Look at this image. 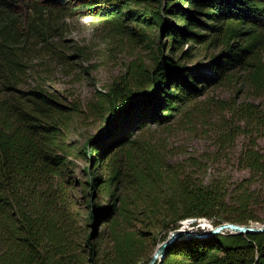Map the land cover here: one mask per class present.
<instances>
[{"label": "trees", "instance_id": "trees-1", "mask_svg": "<svg viewBox=\"0 0 264 264\" xmlns=\"http://www.w3.org/2000/svg\"><path fill=\"white\" fill-rule=\"evenodd\" d=\"M74 15L96 18L111 34L145 43L153 53L151 64L132 60L98 91L96 108L106 124L83 144L91 189L101 182V192L111 196L122 179L126 190L118 210L106 215L108 247L79 231L68 195L72 181L64 180L75 154L68 116L78 108L41 85L22 86L27 48L47 40L51 21ZM194 45L218 48L191 62L200 53ZM234 81L262 104L241 99L223 108L227 130L217 148L241 135L234 162L247 173L240 178L195 180L184 166L164 164L166 154L149 138H132L148 124L170 121L212 85ZM262 134L264 0H0V264H147L151 256L140 257L151 232L133 228L131 204L150 209L156 241L189 218L212 225L264 222L257 214L264 209ZM129 142L136 144L124 149L123 169L115 150ZM219 149L200 156L214 160ZM185 162L199 163L194 156ZM95 212L94 205L90 221ZM159 264H264V230L182 237L166 246Z\"/></svg>", "mask_w": 264, "mask_h": 264}, {"label": "rangeland", "instance_id": "rangeland-1", "mask_svg": "<svg viewBox=\"0 0 264 264\" xmlns=\"http://www.w3.org/2000/svg\"><path fill=\"white\" fill-rule=\"evenodd\" d=\"M50 25L45 28L47 40L38 39V42H34L26 50L28 69L23 74L22 86L30 88L41 85L55 93L62 104L78 108L76 114L68 116V141L74 145L75 154L70 156L67 163L69 175L64 176V180L67 184L69 180L72 181L68 186V195L72 200L71 208L75 212L79 231L84 235L91 233V239L102 243L103 247H108L111 237L110 222L106 220V215L118 210L120 197L126 194V190L122 179L112 187L111 196L101 192V182L91 189V185L87 183L90 171L89 163L83 154V144L93 131L101 130L106 124L103 114L96 108L98 91H106L115 78L126 72L128 63L132 60L141 59L145 64H151L153 53L145 43L132 45L125 37L111 34L96 18L65 16L58 21H51ZM186 46L187 44H184L183 47ZM194 46L200 53L191 62L206 58L205 52L210 53L218 48ZM238 86L241 84L236 81L212 85L194 103L178 110L170 121L162 125L148 124L137 130L132 138H149L151 144L166 154L164 164L184 166L186 172L190 171L195 180L206 181L214 177L224 184H229L247 173L246 168L236 167L234 162L241 135L218 147L220 149L214 160L205 159L200 154L206 151L214 153L218 149V135L227 130L224 122L229 115L223 108L228 102L241 99L259 102L248 90L240 91ZM259 104L262 107L260 102ZM257 142L264 143V134L257 138ZM135 144L129 142L124 144L123 149L115 150H118L117 161L123 169H128L124 149L133 150ZM187 156L198 158L199 163L188 165L185 162ZM94 205L95 217L90 221L88 214ZM130 209L131 222L135 224L133 228L151 232L149 237L145 235V249L140 257L146 261L147 255L152 256L162 240L154 239L156 228L147 224L154 218L149 208L143 204H131ZM257 214L264 221V209L258 210ZM188 224L192 230L213 226L209 220L201 218L195 222L194 218L180 221L182 228H188Z\"/></svg>", "mask_w": 264, "mask_h": 264}, {"label": "water", "instance_id": "water-1", "mask_svg": "<svg viewBox=\"0 0 264 264\" xmlns=\"http://www.w3.org/2000/svg\"><path fill=\"white\" fill-rule=\"evenodd\" d=\"M223 230H227L228 232L255 233L264 230V223L242 224L231 221H222L216 225L210 227H203L201 229H195V230L189 228H182L181 226H179L177 228L172 229L168 233L167 237L156 246L147 264H159V262L162 260L164 256L166 246L176 239L182 237H188V236L205 237L213 233L223 232Z\"/></svg>", "mask_w": 264, "mask_h": 264}, {"label": "built area", "instance_id": "built-area-1", "mask_svg": "<svg viewBox=\"0 0 264 264\" xmlns=\"http://www.w3.org/2000/svg\"><path fill=\"white\" fill-rule=\"evenodd\" d=\"M200 218H202V219H204V220H208L207 218H204V217H200Z\"/></svg>", "mask_w": 264, "mask_h": 264}]
</instances>
